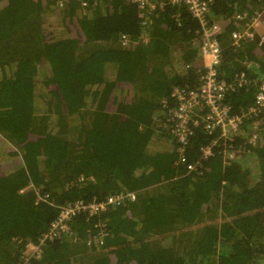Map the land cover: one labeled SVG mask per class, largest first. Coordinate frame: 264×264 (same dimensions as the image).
<instances>
[{
	"label": "trees",
	"instance_id": "1",
	"mask_svg": "<svg viewBox=\"0 0 264 264\" xmlns=\"http://www.w3.org/2000/svg\"><path fill=\"white\" fill-rule=\"evenodd\" d=\"M93 1L0 0V264H264V145L222 169L221 154L202 158L212 136L193 127L184 155L201 172L176 163L162 103L172 87L198 84L197 23L166 3L142 27L129 0ZM256 6H209L210 21L227 22L219 79L252 81L227 92L232 113L264 82V44L230 38L244 28L235 15ZM251 133L245 123L235 145ZM29 184L46 200L19 192ZM118 192L135 198L75 217L71 235L39 245V259L26 252L59 207ZM94 222L106 227L102 246L88 243Z\"/></svg>",
	"mask_w": 264,
	"mask_h": 264
},
{
	"label": "built area",
	"instance_id": "2",
	"mask_svg": "<svg viewBox=\"0 0 264 264\" xmlns=\"http://www.w3.org/2000/svg\"><path fill=\"white\" fill-rule=\"evenodd\" d=\"M76 1L80 7L85 9L90 3L89 0H53L55 7H62L64 3ZM97 0H94L95 4ZM111 1V0H109ZM213 0H129L136 5L140 25L145 27L151 23L150 17L153 12L161 9L166 3L171 5H180L186 10L189 16L197 23L194 31L196 42L202 62L197 67L199 73V85L196 88L172 87L169 93L171 103L163 101V107L166 108L167 120L170 124L169 132L173 135L178 146L176 147L178 156L176 163H180L186 172H201L197 164L187 163L184 155V148L191 135V127L198 124L203 125V129L210 135L212 140L201 147L202 158L207 159L214 154H221V168L229 166L237 161L240 152L257 145H264V83L256 87L253 96V102L245 109L237 113H232L230 107L225 103L224 98L227 92L234 91L242 86H249L251 80L243 73L235 75L227 82L219 79L217 69L221 64V52L217 41V36L222 34L227 26L218 21H210L209 6ZM257 6L253 10L251 17L245 12H239L235 18L242 22L243 29L232 30L230 38L234 46L240 45V42L256 41L257 46L264 44V20L261 16L264 14V0H256ZM120 41L125 44L124 35L120 36ZM194 114V118L190 116ZM199 118L201 121L199 122ZM244 121L251 125L252 133L247 137L243 146L235 147L233 145L234 135L241 127ZM26 189L33 190L37 199L46 200V195H41L32 185H27L19 192ZM133 192H118L110 194L101 200H75L59 207L56 217L49 222L44 233L38 238L36 244H26V252H30L32 259L40 258L39 245L44 241L58 239L61 235H71L72 222L75 217L82 216L85 221H90L102 213L107 206H121L125 201L134 200ZM91 225L98 228V233L90 240L95 244L102 246L104 243L106 227L94 222ZM23 264H29L24 257Z\"/></svg>",
	"mask_w": 264,
	"mask_h": 264
},
{
	"label": "clouds",
	"instance_id": "3",
	"mask_svg": "<svg viewBox=\"0 0 264 264\" xmlns=\"http://www.w3.org/2000/svg\"><path fill=\"white\" fill-rule=\"evenodd\" d=\"M252 14H253V13H252ZM221 23H223V22H221ZM195 39H196V35H195V38H194L193 43H194V44L196 45V47H197L198 58H197V60H196V62H195L196 69H197V67H198V66L201 64V62H202V58H201L202 56H201V54H200V50H199V47H198V45H197L198 42H196ZM218 68H219V67H218ZM243 74H244V73H243ZM217 75H218V69H217ZM236 75H238V74H236ZM244 75H245V74H244ZM218 78H219V76H218ZM251 82H252V81H251ZM260 83H264V82H260ZM260 83H259V84H260ZM198 85H199V78H198V84H197V86H198ZM257 85H258V84H257ZM197 86H195V87H193V88H196ZM175 87H179V86H175ZM242 87H245V86H242ZM182 88H187V87H182ZM171 89H172V88H171ZM237 89H238V88H237ZM235 90H236V89H235ZM235 90H234V91H235ZM255 91H256V89H254V93H255ZM230 92H232V91H230ZM226 94H227V93H226ZM225 96H226V95H225ZM253 96H254V94H253ZM224 101H225V98H224ZM252 102H253V99H252ZM249 105H251V104H249ZM249 105H248V106H249ZM228 106H229V105H228ZM248 106H247V107H248ZM229 107H230V106H229ZM247 107H246V108H247ZM230 109H231V108H230ZM244 109H245V108H244ZM240 110H241V109H240ZM240 110H239V111H240ZM239 111H238V112H239ZM231 112H232V111H231ZM236 113H237V112H236ZM194 117H195L194 114H192V115L190 116V118H194ZM245 123H248V124L250 125V123H249L248 121H244L243 124L241 125V127H242ZM198 126H201V128L203 129V125H202L201 123L198 124L197 126H192L191 128H193V127H198ZM250 126H251V125H250ZM241 127H240V128H241ZM240 128H239V129H240ZM239 129H238V130H239ZM203 130H204V129H203ZM238 130H237V131H238ZM204 131H205V130H204ZM205 132H206V131H205ZM206 133H207V132H206ZM191 134H192V129H191ZM235 134H236V133H235ZM207 135L212 136V135H210V134H208V133H207ZM212 137H213V136H212ZM211 140H212V139H210V141H211ZM246 140H247V138H246ZM210 141H209V142H210ZM245 143H246V142H245ZM207 144H208V143H207ZM176 145L178 146V144H176ZM233 145H234L235 147H237V146L239 145V144H238L237 146L235 145V135H234V142H233ZM177 146H176V147H177ZM202 146H204V145H202ZM202 146H201V147H202ZM239 146H241V145H239ZM242 146H243V145H242ZM253 148H254V147H253ZM251 149H252V148H251ZM175 151H176V157H177V156H178V153H177L176 148H175ZM244 151H246V150H244ZM242 152H243V151H242ZM246 152H248V151H246ZM220 157H221V156H220ZM237 160H238V159H237ZM232 163H233V162H232ZM232 163H231V164H232ZM220 167H221V160H220ZM227 167H228V166H227ZM225 168H226V167H225ZM222 169H224V168H222ZM184 171H185V170H184ZM185 172H186V171H185ZM186 173H189V172H186ZM29 185H31V184H29ZM26 187H27V186L22 187V188H26ZM22 188H20V189H22ZM20 189H19V190H20ZM20 193H21V192H20Z\"/></svg>",
	"mask_w": 264,
	"mask_h": 264
},
{
	"label": "rangeland",
	"instance_id": "4",
	"mask_svg": "<svg viewBox=\"0 0 264 264\" xmlns=\"http://www.w3.org/2000/svg\"><path fill=\"white\" fill-rule=\"evenodd\" d=\"M261 19L264 20V14L261 16ZM46 38H47V39H50V38H51V35H50V34H47V35H46ZM123 99H124V100L126 99V96H125V95L123 96ZM30 139H31V140H34L35 137H31ZM78 150H79V149H78Z\"/></svg>",
	"mask_w": 264,
	"mask_h": 264
}]
</instances>
